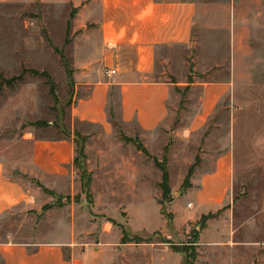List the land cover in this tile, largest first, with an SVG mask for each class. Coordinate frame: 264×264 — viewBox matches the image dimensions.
I'll use <instances>...</instances> for the list:
<instances>
[{
    "label": "rangeland",
    "instance_id": "1",
    "mask_svg": "<svg viewBox=\"0 0 264 264\" xmlns=\"http://www.w3.org/2000/svg\"><path fill=\"white\" fill-rule=\"evenodd\" d=\"M92 1L0 0V161L33 197L0 217V247L57 243L66 258L89 264H264V0H163L199 8L192 43L157 53L156 77L177 84L175 119L151 134L122 122L117 96L108 127L72 117L76 85L73 92L66 64L75 76L74 42L85 32L76 21ZM33 71L51 76L57 98L54 84ZM206 83H229L230 93L194 129ZM76 132L87 138L86 175L75 163L42 180L21 171L36 142H74ZM168 146L165 194L152 158L162 162ZM228 150L233 186L208 206L199 183Z\"/></svg>",
    "mask_w": 264,
    "mask_h": 264
},
{
    "label": "crops",
    "instance_id": "2",
    "mask_svg": "<svg viewBox=\"0 0 264 264\" xmlns=\"http://www.w3.org/2000/svg\"><path fill=\"white\" fill-rule=\"evenodd\" d=\"M198 8V4L186 1L90 2L76 21L85 32L74 42L72 117L82 124L108 127L110 115H115L111 100L117 96L122 122L136 125L142 134L155 133L172 123L171 101L177 84L156 77L157 53L161 48L192 43ZM112 71L116 74L111 75ZM188 85L199 86L193 82ZM201 87V109L193 119L194 129L204 125L230 93L229 83ZM75 158L74 142H36L30 165L21 171L29 174L30 170L34 178L42 180L49 174H64V167L73 165ZM235 169V154L230 150L220 154L214 169L199 183L198 199L208 206L221 204L233 186ZM31 194L17 179L6 175V166L0 161V217L30 203ZM0 253L4 264H89L77 255L66 258L64 246L57 243L6 244Z\"/></svg>",
    "mask_w": 264,
    "mask_h": 264
},
{
    "label": "trees",
    "instance_id": "3",
    "mask_svg": "<svg viewBox=\"0 0 264 264\" xmlns=\"http://www.w3.org/2000/svg\"><path fill=\"white\" fill-rule=\"evenodd\" d=\"M70 32H71V27L68 28V34ZM56 51H57V53H60L59 49H56ZM66 68L68 70L69 79H70V82H71V85H72V91L74 92L75 91V82H74L73 72L69 71V66L67 64H66ZM33 73L35 75H43L49 81L52 82L51 76L49 74H46V73L40 74L37 71H33ZM8 83L11 85L12 81H8ZM189 84H192V82H189ZM52 95L55 98H57L55 84L52 87ZM182 103H185V98H183V102ZM71 105L72 104H70V106ZM38 125H45L46 126L47 124L40 123ZM124 139H126V141H128V142L135 143L137 145L138 149L141 152H143L145 155L151 157V155L149 154L148 150L145 148V146L141 143L140 140H133V139L126 138V137ZM74 143L76 145V158H75V162L74 163L86 175V172H87L86 171V162H87L86 144H87V138L83 137L79 132H76L75 135H74ZM169 147L170 146H168L166 148V151H165L166 155H165L164 160L162 162L159 161L157 158H152L154 160V162H155V165L163 173V188H164L165 194H169L170 193V188H169V186H170V175H169V172H168V153H169V149H170ZM200 163H201V159H200V157H197L196 163L191 167V169L189 171V174H188V176H187V178H186V180L184 182V185H183L184 189H188V188L192 187L191 179H192L193 175L195 174V171H196L197 167H199ZM85 180H87L86 191L88 192V195L90 196L91 195V182H92L91 176H89ZM44 191L46 193L49 192V190H47L46 188H44Z\"/></svg>",
    "mask_w": 264,
    "mask_h": 264
},
{
    "label": "built area",
    "instance_id": "4",
    "mask_svg": "<svg viewBox=\"0 0 264 264\" xmlns=\"http://www.w3.org/2000/svg\"><path fill=\"white\" fill-rule=\"evenodd\" d=\"M115 74H116V71H112V72H111V75H115Z\"/></svg>",
    "mask_w": 264,
    "mask_h": 264
}]
</instances>
